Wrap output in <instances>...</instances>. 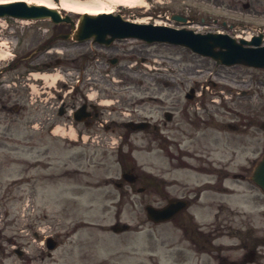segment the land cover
<instances>
[{
	"label": "flooded vegetation",
	"instance_id": "1",
	"mask_svg": "<svg viewBox=\"0 0 264 264\" xmlns=\"http://www.w3.org/2000/svg\"><path fill=\"white\" fill-rule=\"evenodd\" d=\"M74 22L76 20L71 19L72 24H51V32L47 30L40 37L27 39L21 34L14 35L10 48L13 58L7 63L3 57L5 51L0 49V113H5L4 118L27 110L23 116L29 121L44 123L43 126L51 129L58 121L73 123L75 110L84 108L86 118L74 126L75 131H98L102 117L99 102L97 98L94 103L86 100L88 91H98V85L83 84L84 71L94 67V63L103 66V61H110L102 50L115 53L118 48L92 40L78 42L60 38L71 33ZM56 52L63 58L54 56ZM112 57L119 70L125 68L126 59L120 61L117 54ZM56 67H60L64 75H78L80 84L68 81L55 85L54 90L51 87L46 90L47 85L39 80L35 86L40 102L29 109L7 106L11 95L6 97L3 91L8 82L15 86L18 97L24 91L25 100L29 101L34 97L31 90L28 91L33 85L32 73L41 76ZM248 70L238 83L249 84V90H241L242 99L237 100L232 109L211 105L206 114L184 115L187 110L184 105L177 108L182 112L179 116L164 110L159 124L144 127V136L157 143L169 163L161 164L157 178L143 174L129 184L132 192L142 190L146 205L162 208L169 203H179L167 222L153 224L146 219L145 222L155 226L167 225L158 229L148 226L142 236L145 250L157 241L166 244L163 246L167 251L165 256L173 264H264V190L258 183L262 182L261 173L257 174L256 183L251 181L255 166L264 155V91L261 87L264 76L260 74L264 70ZM188 102L196 103L194 98ZM178 103L179 100H172L171 105L176 107ZM76 118L81 116L76 113ZM171 132H175L174 137ZM147 149L150 151L152 147ZM231 166H236L235 171H230ZM246 205L253 207V218L243 210ZM233 217L241 218L243 223L231 226ZM147 257L153 264H160L153 255Z\"/></svg>",
	"mask_w": 264,
	"mask_h": 264
},
{
	"label": "rangeland",
	"instance_id": "2",
	"mask_svg": "<svg viewBox=\"0 0 264 264\" xmlns=\"http://www.w3.org/2000/svg\"><path fill=\"white\" fill-rule=\"evenodd\" d=\"M121 14L131 19L151 22L156 19L166 21V16L178 14L187 16L189 22L182 25L166 21L167 25L174 28L184 27L200 33L224 32L235 38L259 33L264 35V0H147L146 8L121 11ZM47 30L51 32V25L47 21L18 22L10 18L0 19V36L2 37L0 39V49L5 51L3 55L4 62L7 63L12 58L10 48L12 47L14 35L21 34L29 39L32 36L40 37L45 35ZM130 45V43L125 44L127 51L130 50ZM132 46H134V49L129 51L128 56L138 53L136 55L137 58L165 59L162 66L165 70V75H163V78L159 77V80L167 81L166 83L177 85L176 87H181L184 90L179 88L172 93L166 91L163 97L176 98L179 100L180 107L184 103L182 95L187 92L186 85L190 82L198 81L209 84L211 83L209 78L215 77L213 82L218 84L216 88L219 89L221 87L220 84H223V90L227 94L226 97H230L228 88H225L226 86H233L235 91H239V88L240 90L248 89L249 84L246 86L238 85L239 78L245 71L241 67L227 70L220 69L210 58L194 54L186 48L167 44L147 46L137 45L133 42ZM101 53L105 56L111 54L110 51L103 50ZM59 56L62 57L61 55ZM60 70H62L60 67H56L54 72L56 73ZM154 75L149 77L148 82L156 83L158 81L155 78L158 76ZM123 77L120 78L124 79ZM44 80L43 84L47 85L46 90L55 83L53 77L45 78ZM59 82L58 85L60 84ZM14 91V86L6 87L3 91L4 96L11 95L7 101V106H27L28 100H25L24 91H22L20 97ZM151 105L160 111L169 109L168 103H153ZM255 105L261 106L259 103ZM24 112L27 111L21 110V112L14 113L12 118L9 116L4 118L5 113H0V233L4 237L6 264H9L8 261L11 264H27L32 258V264H115V261L116 264H153L154 261L151 258L149 260L148 255H153V258H160L159 262L161 264H173L167 257L165 259L162 258L167 252L163 249L166 244L157 241L149 250H145L144 243L134 241V249L130 248V253H128L126 235L115 236L109 231L110 224L116 220V216L123 222H137L136 214L131 212V208L130 211L127 209L130 204L126 203L125 197L121 199V202L117 203L116 207L112 205L111 197L103 194L102 203L98 205L99 200L91 198L87 189L82 192L79 188L81 196L84 195L86 200L84 199L83 205L80 201L75 206L79 209L75 210V208H72L74 210H71L73 216L79 215V217L68 216L67 212H70V208H68L69 198L75 196L77 191L76 188L72 187V182L74 184L76 181L83 182L86 180L85 176L78 174L77 171H68L65 167L67 164L76 165L71 164L76 156V150L71 151V142L67 139H52L45 133L36 134L33 131H29L30 121L22 118ZM186 113L193 115L190 112ZM198 115L200 114L198 113ZM24 136L31 137L26 140ZM42 148H44L42 152H46V154L37 151ZM85 149L87 150L84 152L83 157H86V160L81 161L80 166H78L80 170L86 171L90 169L94 172V176L99 177L105 170L102 168L100 171L95 169L99 167L113 169V166L104 165L111 163L110 160L105 159L107 155L115 153V150L111 152L112 149L106 147L105 144L94 150L90 142L86 144ZM154 150L156 151V149ZM94 151L98 153V159L90 161L97 166H86L85 164L89 163V154L93 155ZM154 157V161L146 160L143 157L138 162L142 165L140 168L149 169L153 175H158L157 164L161 162L162 155L160 157V154L155 152ZM35 160L39 161L35 163ZM44 162H48V166H51V170L48 172L43 169V166H45ZM100 164L103 166H100ZM122 168L126 169L128 166H122ZM140 168L137 170L139 173L142 172ZM119 169V166H115V170L110 171L108 175L112 176V178L120 179L121 170ZM17 174L21 176L22 180L12 181L11 178ZM169 177H173L172 173ZM95 182H98V178L95 179ZM57 184H62V186L60 185L63 187L62 191H59L60 186ZM68 184L71 185V188L68 187ZM20 187L21 189H19ZM110 190L112 195L114 193H122L114 190L113 187H110ZM26 194L30 195L34 199L35 204L41 206V211H43L35 213V219L32 220L31 218L30 222L25 224L26 231L28 229V232L32 233L34 229L41 227L43 224L50 225L52 233H56L57 238L62 242L59 250L54 253L53 261L47 258L45 250H40L37 247L38 244L32 242L30 234L26 235V232H22L23 223L19 219V214ZM104 199L107 201L104 202ZM138 201L141 200L138 199ZM96 209L97 213L102 212L101 214L99 213L98 217L97 213H95ZM141 209L142 206L139 205L138 210ZM115 212L117 213L116 216L114 215ZM242 223L241 218L233 217L230 219V224L233 227ZM96 233H99V235ZM138 235L140 234H135L134 237ZM114 237L117 239L116 243H119L116 250H113L114 247L112 245ZM232 241L230 239V242ZM84 243L87 245L84 246ZM15 245L25 247L30 252L28 254L30 258L24 256L19 260L12 254L11 247ZM132 253L133 262L131 263L129 255ZM115 255L117 256L115 257ZM40 258L45 259L41 262L39 261Z\"/></svg>",
	"mask_w": 264,
	"mask_h": 264
},
{
	"label": "water",
	"instance_id": "3",
	"mask_svg": "<svg viewBox=\"0 0 264 264\" xmlns=\"http://www.w3.org/2000/svg\"><path fill=\"white\" fill-rule=\"evenodd\" d=\"M11 16L22 19H38L51 17L53 21L59 20L56 10L42 6H28L23 2L0 5V17ZM78 31L80 39L93 36L102 41L106 35L111 38L138 37L148 40H166L171 43L185 45L195 52L210 54L215 59L225 64L246 63L255 66H264V47L259 49H244L237 45L234 40L223 35H195L188 31H172L165 28H152L141 25L129 24L119 16L100 14L97 16L82 15ZM79 37V36H77ZM243 43V42H242ZM251 44L258 45L259 41ZM219 46L225 51L213 52V47ZM264 166V161L262 162Z\"/></svg>",
	"mask_w": 264,
	"mask_h": 264
},
{
	"label": "bare ground",
	"instance_id": "4",
	"mask_svg": "<svg viewBox=\"0 0 264 264\" xmlns=\"http://www.w3.org/2000/svg\"><path fill=\"white\" fill-rule=\"evenodd\" d=\"M23 1L26 4L46 6L48 8L62 9L77 14L96 15L101 13H114L119 6L128 8L143 7L144 0H0V4Z\"/></svg>",
	"mask_w": 264,
	"mask_h": 264
}]
</instances>
